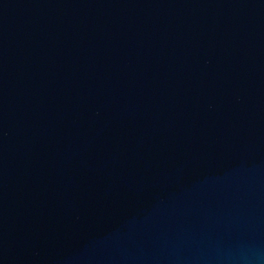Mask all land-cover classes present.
<instances>
[{
    "label": "water",
    "instance_id": "water-1",
    "mask_svg": "<svg viewBox=\"0 0 264 264\" xmlns=\"http://www.w3.org/2000/svg\"><path fill=\"white\" fill-rule=\"evenodd\" d=\"M0 264H264V0H0Z\"/></svg>",
    "mask_w": 264,
    "mask_h": 264
}]
</instances>
